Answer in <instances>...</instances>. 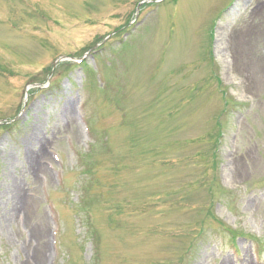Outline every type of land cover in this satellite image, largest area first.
<instances>
[{
  "label": "rangeland",
  "instance_id": "374dc122",
  "mask_svg": "<svg viewBox=\"0 0 264 264\" xmlns=\"http://www.w3.org/2000/svg\"><path fill=\"white\" fill-rule=\"evenodd\" d=\"M147 1L0 0V264H264V0Z\"/></svg>",
  "mask_w": 264,
  "mask_h": 264
},
{
  "label": "trees",
  "instance_id": "16d2710c",
  "mask_svg": "<svg viewBox=\"0 0 264 264\" xmlns=\"http://www.w3.org/2000/svg\"><path fill=\"white\" fill-rule=\"evenodd\" d=\"M18 123H11L7 125H0V128L5 130L6 132L13 131L17 127ZM228 233H232L229 229H225Z\"/></svg>",
  "mask_w": 264,
  "mask_h": 264
}]
</instances>
